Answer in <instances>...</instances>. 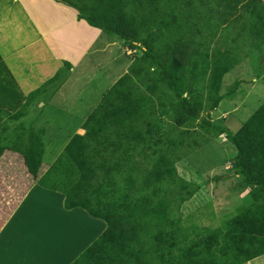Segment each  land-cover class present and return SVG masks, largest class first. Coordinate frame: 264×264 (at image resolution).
<instances>
[{
    "label": "trees",
    "instance_id": "trees-1",
    "mask_svg": "<svg viewBox=\"0 0 264 264\" xmlns=\"http://www.w3.org/2000/svg\"><path fill=\"white\" fill-rule=\"evenodd\" d=\"M122 40L131 64L102 95L38 184L63 195L105 229L70 264H247L264 255V101L230 130L211 111L224 76L244 58L264 61V0H55ZM59 78L31 90L19 109L0 107V156L21 153L33 176L46 128L22 119ZM142 84V88L139 85ZM206 114H203V112ZM198 129L226 134L247 198L217 226L185 224L177 208L195 188L175 154Z\"/></svg>",
    "mask_w": 264,
    "mask_h": 264
},
{
    "label": "rangeland",
    "instance_id": "rangeland-1",
    "mask_svg": "<svg viewBox=\"0 0 264 264\" xmlns=\"http://www.w3.org/2000/svg\"><path fill=\"white\" fill-rule=\"evenodd\" d=\"M81 20L88 29V53L83 56L73 72L58 82L50 95L53 107L72 113L73 118L70 120L72 124L64 133H68L74 123L83 120L91 112L103 93L124 72L132 57L128 52L126 53L122 43L110 39L111 36L101 29L88 24L84 19ZM2 70L3 73L6 72L5 65L0 66V72ZM237 79L241 80V85L235 95L223 98L218 107L211 111L212 120L225 124L233 131L264 101V61L254 62L250 57L245 56L224 76L222 93L226 92ZM34 85L36 84L31 87L25 86V92L18 95L16 101L12 100L11 94L7 95L8 88L0 87V100L3 99L6 102L4 103L6 107L3 105L0 107L16 111L25 102L28 89L36 87ZM139 87L143 90L142 84ZM11 91L14 92L9 89V93ZM203 114L206 112L204 111ZM35 115H37L36 109L31 107L22 121L27 125H39L43 121L40 118L47 116L45 112L39 120L36 118L34 120L32 116ZM54 130L53 128L52 131L49 130L46 137L58 138ZM60 140L66 139L60 138ZM190 141H196L200 145L192 143L189 149L181 148L175 154V158L180 178L195 190L191 197L180 204L176 212L185 224L217 226L222 218L233 213L235 207L247 198V190L240 185V177L235 173L232 165L235 150L225 133L209 137L208 133L198 129L192 134ZM53 142L57 146L54 149L55 152L51 153L49 150H53L51 148L53 144L48 146L46 139L47 149L44 156L46 159H49L51 155H58L64 145L60 146L59 141ZM42 196V201H45L46 198ZM50 201L45 202V206L37 200L27 203V205L39 207L36 209V211L39 210L36 213L37 222L48 226L45 227L46 231L43 228L42 232L46 236L42 239L49 238L51 253L48 252L47 255L49 261L43 264H57L54 259L57 242L60 245L63 240L66 239L69 242L68 238L72 239L73 251L76 252L75 249L78 246L80 248L84 244L91 243L94 230L98 225L105 224L102 219L90 216L81 208L74 210V215L68 214L64 207H62L63 211L59 210L61 200L58 197ZM86 219L89 220L88 226L85 225ZM69 224L73 225L71 234L70 228L63 230V227ZM259 258L264 259V256ZM247 264L259 263L250 261Z\"/></svg>",
    "mask_w": 264,
    "mask_h": 264
},
{
    "label": "crops",
    "instance_id": "crops-1",
    "mask_svg": "<svg viewBox=\"0 0 264 264\" xmlns=\"http://www.w3.org/2000/svg\"><path fill=\"white\" fill-rule=\"evenodd\" d=\"M87 32L84 22L77 17V11L55 0H0V66L6 67V72H0V87L8 88L7 95L11 94L12 100L16 101L18 95L25 92V86L36 84V87L28 89L27 96L31 90L59 72L58 80L38 98L37 105L32 106L37 112V115L32 116L34 120H39L45 112L47 114L46 118H40L43 120L41 124L33 125L46 128L45 141L47 139L48 146L53 144V150H49L51 153L55 152L57 146L53 141H59L60 146L64 144V147L74 133L85 132L82 124L88 115L74 123L68 133H64L72 124V113L53 107L50 95L58 82L73 72L83 56L88 53ZM110 39L122 43L116 37ZM130 64L131 61L122 74ZM9 89L14 92L9 93ZM0 101V106H5L6 102L3 99ZM44 109L49 111L44 112ZM52 128L58 138L46 137ZM56 156L51 155L49 159H43L36 177L29 172L23 155L18 151L7 149L0 156V264H43L49 261V238L42 239L46 236L42 232L43 228L48 226L37 222L36 213L39 210L36 209L39 207L27 203L37 200L45 206L54 197H58L61 200V208L58 209L63 211V195L38 184L39 177L46 172ZM42 195L46 198L45 201H42ZM76 209L78 208L66 210L68 214L74 215ZM86 224L89 225L87 219ZM72 226L69 224L63 227V230L70 228L71 234ZM104 229L105 224L98 225L91 242ZM68 240L69 242L63 240L60 245L57 242L54 255L57 264H70L90 244L89 242L80 248L78 246L74 252L72 239ZM259 257L251 261L264 264V259Z\"/></svg>",
    "mask_w": 264,
    "mask_h": 264
},
{
    "label": "clouds",
    "instance_id": "clouds-1",
    "mask_svg": "<svg viewBox=\"0 0 264 264\" xmlns=\"http://www.w3.org/2000/svg\"><path fill=\"white\" fill-rule=\"evenodd\" d=\"M125 51H126V53L128 52L129 55H131L132 53L134 54L136 52L139 53V50L133 49V48H128V47H125ZM129 51H131V52H129Z\"/></svg>",
    "mask_w": 264,
    "mask_h": 264
},
{
    "label": "built area",
    "instance_id": "built-area-1",
    "mask_svg": "<svg viewBox=\"0 0 264 264\" xmlns=\"http://www.w3.org/2000/svg\"><path fill=\"white\" fill-rule=\"evenodd\" d=\"M129 52H131V51H129Z\"/></svg>",
    "mask_w": 264,
    "mask_h": 264
}]
</instances>
